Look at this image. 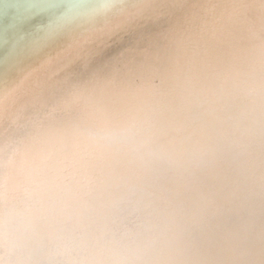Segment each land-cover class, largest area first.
Masks as SVG:
<instances>
[{"label": "bare ground", "instance_id": "1", "mask_svg": "<svg viewBox=\"0 0 264 264\" xmlns=\"http://www.w3.org/2000/svg\"><path fill=\"white\" fill-rule=\"evenodd\" d=\"M47 1L40 37L0 59V146L97 116L126 120L162 83L185 111L191 90L224 80L231 108L213 116L238 134L230 152L207 148L161 171L125 150L94 156L67 223L75 235L150 233L148 264H264V0ZM26 6L15 17L38 19ZM50 252L34 246L29 264H57Z\"/></svg>", "mask_w": 264, "mask_h": 264}, {"label": "clouds", "instance_id": "2", "mask_svg": "<svg viewBox=\"0 0 264 264\" xmlns=\"http://www.w3.org/2000/svg\"><path fill=\"white\" fill-rule=\"evenodd\" d=\"M145 128L139 115L97 116L0 146V264H29L36 245L50 246L57 264H148L150 233L125 225L75 235L67 223L84 163L117 149L140 155Z\"/></svg>", "mask_w": 264, "mask_h": 264}, {"label": "water", "instance_id": "3", "mask_svg": "<svg viewBox=\"0 0 264 264\" xmlns=\"http://www.w3.org/2000/svg\"><path fill=\"white\" fill-rule=\"evenodd\" d=\"M46 3L47 0H0V59L5 58L7 54L11 58V55L21 52L22 44L30 43L40 37L38 28L45 24L47 16L53 10L51 6L45 5ZM26 4L34 9L37 8L35 11L39 12L36 15L38 19L15 17L13 10ZM35 19L39 21L34 22ZM211 83L213 84V81ZM224 87L226 88L224 80L218 79L214 81L213 86L208 85L203 92L191 90L189 93L191 98L185 111L173 106L174 102L164 83L158 91L157 89L152 91L151 105L146 106L147 103H142L133 114L146 120L144 136L147 145L140 155H136V158L155 166L153 170L161 171L169 169L172 163L180 165L189 160H201L200 155L207 148L215 153L230 152V147L232 145L234 147L238 140V134L236 130L226 128V124H220V121L213 116L216 108H220L223 112L231 108L229 100L231 93L229 96ZM186 114L188 120L184 118ZM192 121L197 122L204 129H210L211 135H197L198 133L191 129ZM169 146L171 148H167Z\"/></svg>", "mask_w": 264, "mask_h": 264}]
</instances>
